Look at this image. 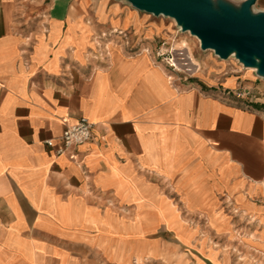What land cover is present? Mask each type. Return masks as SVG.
<instances>
[{
    "label": "crops",
    "instance_id": "1",
    "mask_svg": "<svg viewBox=\"0 0 264 264\" xmlns=\"http://www.w3.org/2000/svg\"><path fill=\"white\" fill-rule=\"evenodd\" d=\"M147 16L0 0V264H232L264 226V107L179 79ZM81 116L92 139L56 156Z\"/></svg>",
    "mask_w": 264,
    "mask_h": 264
},
{
    "label": "water",
    "instance_id": "2",
    "mask_svg": "<svg viewBox=\"0 0 264 264\" xmlns=\"http://www.w3.org/2000/svg\"><path fill=\"white\" fill-rule=\"evenodd\" d=\"M138 11L174 19L183 32L200 40L202 50L235 58L264 77V11L257 0H125Z\"/></svg>",
    "mask_w": 264,
    "mask_h": 264
},
{
    "label": "rangeland",
    "instance_id": "3",
    "mask_svg": "<svg viewBox=\"0 0 264 264\" xmlns=\"http://www.w3.org/2000/svg\"><path fill=\"white\" fill-rule=\"evenodd\" d=\"M123 1L127 5H130L127 1ZM130 7L132 6L130 5ZM141 13L142 15L147 14L145 12ZM149 15L150 16H147L149 19L148 24H158L160 29H162V33L156 39V42L163 48V53L167 52L171 54L170 56H172L173 48L177 47L181 41L184 40L191 45L194 58L202 66L201 71H199L196 75H186L181 72L173 71L164 59L166 56H161L160 60L165 63L179 79L186 81L202 80L203 82H209L211 79H214L218 85H222L223 82L231 80L234 83L235 93H242L243 96L246 97L245 93L249 91L254 96V104H260L264 107V77L258 76L256 70L251 71L250 68L244 67L234 55L230 56L228 59H221L214 53L213 50H202L200 47V41L198 42L196 37L191 35L189 32H183L174 19L162 15ZM126 35L130 36L127 32ZM191 39H195L196 43H192ZM239 215L242 216L244 214L239 213ZM244 219L245 221H249L250 224L245 227L246 223H244L237 230V235L239 236V239L249 242L248 238L256 232L263 230L264 226L263 224L261 225V220L256 217L246 216ZM261 234H263L264 237V233ZM235 253L238 256L236 263L232 261V264H264V247L262 246L247 247L242 245L239 248V251H236Z\"/></svg>",
    "mask_w": 264,
    "mask_h": 264
},
{
    "label": "built area",
    "instance_id": "4",
    "mask_svg": "<svg viewBox=\"0 0 264 264\" xmlns=\"http://www.w3.org/2000/svg\"><path fill=\"white\" fill-rule=\"evenodd\" d=\"M170 53L167 52H162L161 54H159V56H166L164 59L166 60V63L168 64V66L173 70H175V67L172 66L171 64V60H172V56H170ZM236 95V97H238L239 99H247L250 101V103L254 102V96L253 94H251V92H247L245 93V96H243L242 93H234ZM93 127L94 125L88 121V119H86L85 117L81 116L79 117L75 123L71 124V125H66L62 136H61V140H60V144L59 145H54V143L49 140L46 141V145H48L50 148H54V153L56 156L62 155L66 152L73 151L75 149H77L80 145H83L84 143L90 141L93 137ZM72 160H77L78 156L77 154L73 153L70 155Z\"/></svg>",
    "mask_w": 264,
    "mask_h": 264
},
{
    "label": "bare ground",
    "instance_id": "5",
    "mask_svg": "<svg viewBox=\"0 0 264 264\" xmlns=\"http://www.w3.org/2000/svg\"><path fill=\"white\" fill-rule=\"evenodd\" d=\"M197 41L200 40L196 37ZM192 43H196L195 39H191ZM172 60L171 64L175 67L177 72L184 73L186 75H196L199 71H201L202 66L200 63L194 58L193 51L191 45L187 41H181V43L173 48L172 50ZM251 71L255 69L250 68ZM172 77V76H171ZM170 77V78H171ZM264 237L263 234H254L248 238V243L254 247L262 246L264 247Z\"/></svg>",
    "mask_w": 264,
    "mask_h": 264
}]
</instances>
